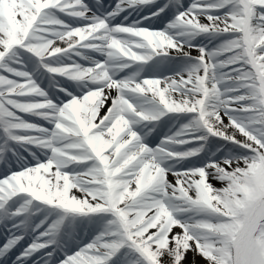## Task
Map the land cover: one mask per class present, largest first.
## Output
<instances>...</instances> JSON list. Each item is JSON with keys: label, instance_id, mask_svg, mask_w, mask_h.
I'll list each match as a JSON object with an SVG mask.
<instances>
[{"label": "snow or ice", "instance_id": "snow-or-ice-1", "mask_svg": "<svg viewBox=\"0 0 264 264\" xmlns=\"http://www.w3.org/2000/svg\"><path fill=\"white\" fill-rule=\"evenodd\" d=\"M201 262L264 264V0H0V264Z\"/></svg>", "mask_w": 264, "mask_h": 264}, {"label": "bare ground", "instance_id": "bare-ground-1", "mask_svg": "<svg viewBox=\"0 0 264 264\" xmlns=\"http://www.w3.org/2000/svg\"><path fill=\"white\" fill-rule=\"evenodd\" d=\"M193 54L195 55V52ZM189 258H191V254H189ZM201 264H202V262H201Z\"/></svg>", "mask_w": 264, "mask_h": 264}, {"label": "rangeland", "instance_id": "rangeland-1", "mask_svg": "<svg viewBox=\"0 0 264 264\" xmlns=\"http://www.w3.org/2000/svg\"><path fill=\"white\" fill-rule=\"evenodd\" d=\"M216 186L219 187V184H217Z\"/></svg>", "mask_w": 264, "mask_h": 264}]
</instances>
